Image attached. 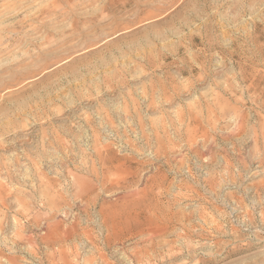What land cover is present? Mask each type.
<instances>
[{"label": "rangeland", "instance_id": "374dc122", "mask_svg": "<svg viewBox=\"0 0 264 264\" xmlns=\"http://www.w3.org/2000/svg\"><path fill=\"white\" fill-rule=\"evenodd\" d=\"M0 264H264V0H0Z\"/></svg>", "mask_w": 264, "mask_h": 264}]
</instances>
